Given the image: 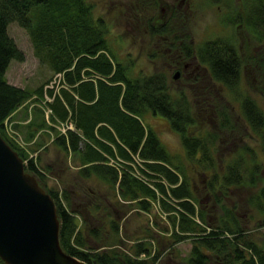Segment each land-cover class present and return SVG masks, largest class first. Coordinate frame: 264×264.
Instances as JSON below:
<instances>
[{"label":"trees","instance_id":"16d2710c","mask_svg":"<svg viewBox=\"0 0 264 264\" xmlns=\"http://www.w3.org/2000/svg\"><path fill=\"white\" fill-rule=\"evenodd\" d=\"M246 1L249 8L242 14L236 12L232 23L244 25L261 41L264 0ZM13 23L27 32L36 59L60 75L58 90L46 89L48 84L26 90L7 81L10 63L24 61L7 33ZM106 35L105 26L94 21L84 0H0V136L22 158L25 172L52 198L59 220V247L85 264H166L164 252L170 255L176 245L190 240L185 264H264V247L246 238L235 207L222 204L233 190L254 186L261 179L264 168L255 161L256 153L246 145L219 176L214 150L217 136L197 126L200 110H194L183 91L172 93L161 73L130 76L129 65L117 61ZM196 55L214 82L238 92L242 58L231 41L205 42ZM254 66L264 71V60L255 58ZM30 103L40 106L34 108V117L28 115L27 128L34 127L35 134L51 132L58 151L76 157L80 189L84 182L98 180L115 202L145 214L156 209L169 220L170 226L162 228L168 233L162 248L153 238L155 243L142 240L126 253L118 252L113 246L123 244L116 240L120 226L115 221L110 223L112 235L104 233V227L89 228L88 233L80 228L72 193L46 190L43 184L48 169L40 168L7 137L6 122ZM241 109L264 157V114L250 97L242 98ZM225 111L216 115L223 129L232 130ZM149 113L168 120L180 139L183 156L169 153L156 131L141 121ZM189 169L204 175L206 193L222 207L223 215L216 222H211L208 210L201 205L203 198L192 186ZM248 205L260 212L264 227V187ZM93 208L100 209L97 204ZM0 264L4 263L0 260Z\"/></svg>","mask_w":264,"mask_h":264},{"label":"rangeland","instance_id":"374dc122","mask_svg":"<svg viewBox=\"0 0 264 264\" xmlns=\"http://www.w3.org/2000/svg\"><path fill=\"white\" fill-rule=\"evenodd\" d=\"M84 1L92 7L94 18H102L106 22H110L109 25H106L107 43L117 61L129 65L130 76H149L153 73L165 74L168 77L172 93L176 94L183 91L194 110H200L196 113L198 114L197 126L201 125L199 129L217 136L214 150L216 172L219 176L224 175L228 162L232 161L235 155L242 153L246 145L256 153L255 161L261 163L264 168L260 142L256 136L249 132L241 109L242 98L250 97L264 114V71L254 66L255 58L264 60V39L260 41L244 25L238 23L233 25L232 23V18L236 12L242 14L244 8L247 11L246 8H249L250 5L249 1L245 3V0H194L192 8L188 11L182 10L184 5L180 9L177 7H173L171 10L167 9L169 0H160L161 12L159 16L156 15L153 18L157 21V28L159 29L156 32L159 33L160 37L151 34L143 36L144 29L140 31L126 28L124 22L126 8L120 6L119 10L114 9L115 0H109L107 3L105 0H101L103 3H99V0ZM133 1L135 0H128V2ZM150 15L152 18V14ZM172 26L178 27L181 33H185L186 44L192 47L200 46L203 41L219 38H226L232 42L242 58V77L237 93L231 92L225 86L214 81L208 82L206 73L204 74L200 69L195 71V65L192 63V67L188 68L186 77H179L177 80L172 79L175 73L172 65L179 62V56L177 51L171 48H180L178 44L171 47ZM6 29L9 37L24 57L23 62L15 60L10 63L8 70H6L7 81L16 88L26 90H33L41 84H48L46 89L54 87L55 90H58L60 75L53 74L46 64L36 59L25 29L16 23L8 25ZM194 75H198L195 82L192 78ZM39 106V103H30L26 109L27 114L32 113L34 117V108L39 109ZM221 109L226 110L228 123H230L232 130L229 127L228 129L221 127L220 118L216 115L217 111ZM45 115L47 116L48 112H45ZM141 121L156 131L157 137L169 153L184 155L180 139L176 133L171 131L168 120L160 115L149 113L141 117ZM29 129L26 127L24 131L27 130L28 134ZM61 131L64 132L65 128L62 127ZM6 132L7 137L20 147L30 160L35 159L40 168L48 169L47 179L43 184L46 190L61 193L62 190L66 189L72 193L71 198L74 204L80 205L77 208L79 212L78 225L85 232L89 228L102 230L101 228L104 227V233L112 235L110 223L111 221L117 222L120 230L116 240L122 242L123 246L115 245L113 248L115 247L114 249L123 253H126L129 247L138 241L146 240L148 242L154 238L160 244V248L167 242L168 233L163 232L162 228L170 226L169 220H166L164 216H159L156 209L145 214L129 208L123 202H115L114 198L107 196L103 184L98 180H88L80 189L82 182L77 175L79 168L76 157L60 153L52 142H49L52 137L46 136L47 140H45L39 135L40 137L35 139V143H30L34 148L32 149L30 148L31 145L25 142L27 137L33 139L30 133L27 137L23 136L22 140L18 134H14L7 127ZM37 144L40 145L37 146ZM189 175L197 195L203 198L201 205L208 210L211 222H216L218 217L223 215V210L219 204H214L213 198L206 193L204 175L200 172L193 174L191 169H189ZM263 187L264 170L261 179L254 186L244 185L235 192L233 190L230 197L222 202L224 207L231 209L235 207L240 224L244 227L246 238L251 239L260 247H264V227L260 225L263 218L257 209H252L248 205V200ZM95 204L99 205V211L93 208ZM191 247L190 240L180 243L174 247L170 255L169 252H164L162 261L166 264H185L184 261L189 256Z\"/></svg>","mask_w":264,"mask_h":264},{"label":"water","instance_id":"95a60500","mask_svg":"<svg viewBox=\"0 0 264 264\" xmlns=\"http://www.w3.org/2000/svg\"><path fill=\"white\" fill-rule=\"evenodd\" d=\"M178 74H173L177 80ZM52 198L0 136V260L4 264H85L59 244Z\"/></svg>","mask_w":264,"mask_h":264},{"label":"flooded vegetation","instance_id":"af4514ba","mask_svg":"<svg viewBox=\"0 0 264 264\" xmlns=\"http://www.w3.org/2000/svg\"><path fill=\"white\" fill-rule=\"evenodd\" d=\"M106 3L109 0H105ZM114 2H116L114 4V9L119 10L120 6L125 7V26L126 28H133V30H140L144 29L143 31V36L144 35H153V36H159L157 28V21L155 18V16H159L160 11V0H135L133 2H128V0H115ZM177 2V3H176ZM99 3H103L101 0H99ZM128 3V4H126ZM194 3V0L192 2V0H169L168 4H167V9L169 8L171 10V8L173 7H177L178 9L181 8L182 5H184V8L182 10H190L192 8V5ZM91 7V6H90ZM91 11L93 14V10L91 7ZM152 14V18L151 15ZM150 17H149V16ZM93 16V15H92ZM94 21L100 22L102 23L105 28L106 25H109L110 22H106L104 19L102 18H94ZM147 29V30H146ZM172 31V42H171V47L175 46V45H179V47L181 48H171L174 49L175 51H177L176 53H178V63H175L174 65H172V69H174V74H178V78L179 77H186L187 76V71L189 67L191 66V63L195 65V71L197 70H202V72L208 76V82H213V80L211 79L210 75H209V71L208 68L205 65H202L199 62V59L196 55L197 49L203 45V43H205L203 41V43L198 46V47H192L191 45H187L186 44V36L185 33H181V31H179L178 27L172 26L171 28ZM177 33V34H176ZM108 34V33H107ZM107 36V35H106ZM160 37V36H159ZM208 42V41H206ZM167 44V42H166ZM189 60V61H188ZM189 63H188V62ZM192 73V72H191ZM191 73L189 74V76L191 75ZM155 74V73H153ZM162 74V73H161ZM164 77L166 78V81L169 85V88L171 90V86L169 84V80L168 77L163 74ZM206 75H200V76H205ZM145 76V75H143ZM177 78V79H178ZM194 82L198 79V75H194V77H192ZM173 79V76H172ZM195 85H198L197 83H195ZM77 195V193H76ZM78 196V195H77ZM81 196V195H80ZM74 207L77 208L80 207V205L78 204H74ZM139 242V241H138Z\"/></svg>","mask_w":264,"mask_h":264},{"label":"crops","instance_id":"0c3cea01","mask_svg":"<svg viewBox=\"0 0 264 264\" xmlns=\"http://www.w3.org/2000/svg\"><path fill=\"white\" fill-rule=\"evenodd\" d=\"M28 115H29V113L27 114L26 108H20L18 111H16L11 116V118L8 120V122H6V127L9 128L11 130V132H13L14 134H18L22 140H23V136L27 137L28 134L30 133V135L33 136V139L29 140L28 137L25 139V142H27L26 144H29V145H31L30 143L34 142L35 139H37V137L39 135L42 136L43 139H45V140H47V137H49V138L52 137L51 132L47 133L45 130H42V131L38 132L37 134H35L34 133V127H31L29 129V133L27 134V130L26 131H24V130L26 129V127L29 124ZM51 141H53V137L51 138V140L49 142H51ZM40 144H37V146L40 145ZM30 148L34 149L32 147V145L30 146Z\"/></svg>","mask_w":264,"mask_h":264}]
</instances>
